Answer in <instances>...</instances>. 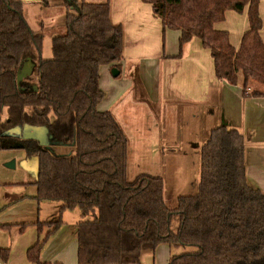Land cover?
<instances>
[{
    "label": "trees",
    "instance_id": "1",
    "mask_svg": "<svg viewBox=\"0 0 264 264\" xmlns=\"http://www.w3.org/2000/svg\"><path fill=\"white\" fill-rule=\"evenodd\" d=\"M142 1L163 31L179 33L180 50L194 37L201 40L217 79H241L244 95H264L258 0ZM64 4V31L51 36L52 57L44 58L43 34L29 26L21 2L0 0V150L18 149L25 162L35 161L34 198L59 203L58 218L35 222L38 231L49 229L27 250L28 261L42 264L39 252L62 225L61 213L77 208L78 264H140L160 243L174 250L168 264H264V192L246 178L243 134L224 124L211 129L200 149L197 191L179 196L174 207L164 200L161 176L128 179L126 135L109 111L97 108L99 67L120 68L122 26L111 21L109 0ZM244 8L248 28L235 48L215 25L227 10ZM26 127H44L50 142L64 145L23 138L16 129ZM7 251L0 249L2 260Z\"/></svg>",
    "mask_w": 264,
    "mask_h": 264
},
{
    "label": "crops",
    "instance_id": "2",
    "mask_svg": "<svg viewBox=\"0 0 264 264\" xmlns=\"http://www.w3.org/2000/svg\"><path fill=\"white\" fill-rule=\"evenodd\" d=\"M18 1L25 15L29 9L55 0ZM258 2L264 40V0ZM235 13L227 10L224 20L215 27L227 31L231 44L237 48L248 28V18L246 8L243 17L233 16ZM231 17H235L233 26L228 20ZM110 18L114 24L120 22L117 24L123 29L122 60L118 63L120 68L99 67L98 83L103 97L97 108L109 111L126 135L128 179L139 173L161 176L164 200L169 207L176 206L179 196L196 193L201 145L213 127L224 124L243 134L246 178L264 192V95H251L250 84V95H244L241 79L236 84L217 79L210 51L199 38L190 39L180 50L179 33L172 29L163 31L150 4L142 0H113ZM58 151L65 153L66 149ZM35 178L36 172L30 180L28 176L7 184L5 190L14 191V185L32 187L34 197L36 187L31 182ZM5 203L9 206L0 217V229L13 230L10 243L0 239V249L8 250L6 264H32L27 250L47 232V226L38 231L35 222L50 220L47 207L51 206L43 207L18 193L5 196ZM75 209L76 212L63 211L62 225L39 252L42 264H78L76 222L80 216ZM156 257L157 249L154 253L146 251L140 264H155Z\"/></svg>",
    "mask_w": 264,
    "mask_h": 264
},
{
    "label": "rangeland",
    "instance_id": "3",
    "mask_svg": "<svg viewBox=\"0 0 264 264\" xmlns=\"http://www.w3.org/2000/svg\"><path fill=\"white\" fill-rule=\"evenodd\" d=\"M112 1L113 0H109L111 7H112ZM62 2L64 3V0L49 1L47 2L45 6L41 5L40 7L31 8L25 12L24 16L29 26L34 31L43 34V39H42L41 48H40L41 57H44V58L52 57L51 36L57 33H62L64 31L63 18L66 13V6ZM242 12L243 10L241 12H236L235 15L233 16L243 17L246 11L245 13H242ZM228 20L230 24L233 26L235 23V17H231ZM117 23H120V22H117ZM263 33H264V21H263ZM31 64H33V62H29L28 65L24 67V70L25 71L30 70ZM3 116H5V112L3 113ZM19 132H21V130ZM22 152L23 151H20L18 149L0 150V217L4 216L9 206L8 204L5 203V196L11 195L13 193L14 194L18 193L19 197L25 196L26 198H30V199L33 198L36 202L41 203L43 207L51 206V208L47 207L48 217L50 219L58 218L59 217L58 205L53 201H37L32 196L34 192L32 187L17 188L19 185H14L13 186L14 191L5 190V187L7 186V184L23 181L24 178H28V176L30 180L32 178V173L34 174L36 172L35 161L25 162ZM11 161L14 162V168H8L5 165L7 162H11ZM32 166H33V169L31 168ZM76 211L77 210L73 208V209H66L64 212H76ZM64 212H62L61 214L62 221H64V218H63ZM87 219H92V217L90 216ZM48 229L49 228H47V230ZM12 235H13V230H9L6 228L0 229V239L5 238V241L10 243L13 239L11 238ZM155 249H157V257L156 259L154 258V263L155 264H168L167 255H169V253L174 250L171 249L166 243H160V245ZM0 261H1V258H0Z\"/></svg>",
    "mask_w": 264,
    "mask_h": 264
},
{
    "label": "water",
    "instance_id": "4",
    "mask_svg": "<svg viewBox=\"0 0 264 264\" xmlns=\"http://www.w3.org/2000/svg\"><path fill=\"white\" fill-rule=\"evenodd\" d=\"M25 74H26V72H22L21 74H19L17 81L22 80V78H23V76H25ZM112 74L114 76H117L118 72L116 70H113ZM16 130L18 132L20 131L18 129H16ZM17 131L9 130L7 132V134L12 135ZM20 133H22L23 138L36 139L41 145H54V146H57V145L63 146L64 145V143H62L60 141L50 142V139H49L50 137L47 135V131L44 127H27V128L22 129ZM49 150L56 155H64V153L54 151L52 148ZM5 165L8 168H14V162L13 161L7 162ZM36 175H37V172H36Z\"/></svg>",
    "mask_w": 264,
    "mask_h": 264
},
{
    "label": "built area",
    "instance_id": "5",
    "mask_svg": "<svg viewBox=\"0 0 264 264\" xmlns=\"http://www.w3.org/2000/svg\"><path fill=\"white\" fill-rule=\"evenodd\" d=\"M0 264H6V261L1 259Z\"/></svg>",
    "mask_w": 264,
    "mask_h": 264
}]
</instances>
